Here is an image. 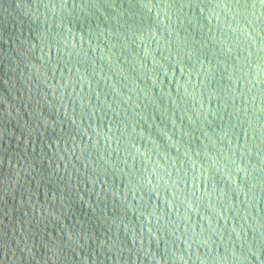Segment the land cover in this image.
Listing matches in <instances>:
<instances>
[{"label":"water","instance_id":"obj_1","mask_svg":"<svg viewBox=\"0 0 264 264\" xmlns=\"http://www.w3.org/2000/svg\"><path fill=\"white\" fill-rule=\"evenodd\" d=\"M0 264H264V0H0Z\"/></svg>","mask_w":264,"mask_h":264}]
</instances>
